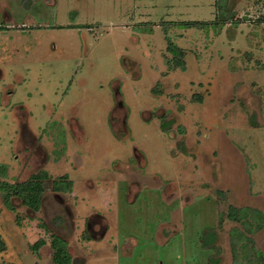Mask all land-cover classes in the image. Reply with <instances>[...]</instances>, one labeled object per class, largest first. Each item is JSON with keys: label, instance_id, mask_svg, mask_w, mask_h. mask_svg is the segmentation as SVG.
<instances>
[{"label": "rangeland", "instance_id": "1", "mask_svg": "<svg viewBox=\"0 0 264 264\" xmlns=\"http://www.w3.org/2000/svg\"><path fill=\"white\" fill-rule=\"evenodd\" d=\"M229 8L242 22L220 28ZM262 17L264 0H0V181H73L38 212L0 191V264H55L52 234L74 264H208L207 227L221 264H263Z\"/></svg>", "mask_w": 264, "mask_h": 264}, {"label": "trees", "instance_id": "2", "mask_svg": "<svg viewBox=\"0 0 264 264\" xmlns=\"http://www.w3.org/2000/svg\"><path fill=\"white\" fill-rule=\"evenodd\" d=\"M231 11V12H230ZM230 14L228 16L217 17L214 21L216 22L220 28H222L225 24L231 22H242L241 19L236 18L234 11L229 8ZM264 22V17L259 19V23ZM175 24L184 25L187 27H200L206 28L209 24L206 21H182L177 22ZM167 51L171 54V58L167 59V63L170 70L186 69V61H185V50L176 44L169 36H167ZM198 97L197 100H201V96ZM254 123V121H253ZM172 122H165L162 121L161 127L165 131H169ZM181 132H184V129L180 128ZM7 172V167H0V174L4 175ZM50 180L48 173L44 170H40L39 172L32 174L28 179L16 182V183H9V182H1L0 181V191L2 192L3 202L4 205L9 208L10 210L14 209L12 204V197L17 196L19 197L23 204L27 206L29 209L38 212L41 209L43 196L47 189H51L55 192H69L73 189V181L69 178L68 175H63L60 179ZM248 210H252V212L257 215L252 208H245L240 209L234 206H230L229 211L227 213V217L241 219L243 213H246ZM262 213V212H261ZM225 216V214H224ZM223 217L219 219V225L223 224ZM259 220L263 221V214L257 215ZM261 226V224H260ZM218 227H207L205 228L199 238V242L201 247L204 250L209 251L208 254V264H221V247L218 245ZM246 232H253V228L249 226H245ZM234 235L240 237H246L242 232H238L237 229L234 230ZM53 239L51 242V246L53 248V261L55 264H74V259L69 252L68 242L63 239L62 237L52 234ZM249 240H252L247 238ZM45 244L44 239H40L35 243L34 249H39ZM234 245V243H233ZM5 249L4 242L0 239V251ZM259 259L264 264V256L260 252L258 253Z\"/></svg>", "mask_w": 264, "mask_h": 264}]
</instances>
